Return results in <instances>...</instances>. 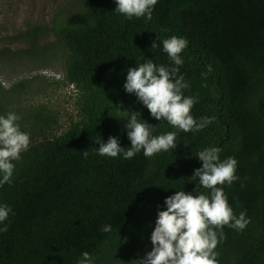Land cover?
Returning <instances> with one entry per match:
<instances>
[{"label": "trees", "instance_id": "1", "mask_svg": "<svg viewBox=\"0 0 264 264\" xmlns=\"http://www.w3.org/2000/svg\"><path fill=\"white\" fill-rule=\"evenodd\" d=\"M83 1L87 9L55 30L69 54L68 78L81 91L79 118L12 161L11 183L0 185V205L12 209L0 223L8 229L0 231V264H79L83 252L93 264H137L167 197L210 192L192 178L208 147L221 149V161H238L239 179L217 187L234 214L246 210L251 221L243 231L223 227L218 264H264V0H157L151 20L127 19L116 0ZM172 35L188 40L179 74L189 85L184 95L197 99L190 114L215 117L201 131L156 120L124 88L128 69L146 59L171 65L162 41ZM131 111L153 135L177 132V146L150 158L143 149L131 159L99 155L110 136L131 146Z\"/></svg>", "mask_w": 264, "mask_h": 264}, {"label": "clouds", "instance_id": "2", "mask_svg": "<svg viewBox=\"0 0 264 264\" xmlns=\"http://www.w3.org/2000/svg\"><path fill=\"white\" fill-rule=\"evenodd\" d=\"M156 3L157 0H116L115 11L129 20L145 16L151 20ZM162 43L171 65H157L152 59H146L144 63L128 69L124 88L127 93H135L156 120H165L183 132L201 131L215 117L205 116L198 121L190 114L197 99L184 95L183 90L189 85L179 74L183 65L180 54L187 47L188 40L172 35ZM156 46L153 42L152 48ZM140 117L139 112L131 111L125 125L131 141L127 150L120 146L117 137L110 136L106 143L103 140L99 143L98 154L115 158L123 153L125 159H131L143 149L144 156L150 158L177 146V132L153 135V126ZM19 119L11 112L6 117L0 115V172L3 173L0 185L11 183L15 167L12 161L20 159L21 152L29 147L30 134L20 130ZM220 151L218 147L200 151L197 156L202 161V167L195 169L192 175L210 192L196 189L198 195H193L182 190L165 199L166 210L158 211L151 233L152 250L140 260L141 264H218V253L214 250L218 242L225 239L223 227L243 231L251 222L250 218H246V210L241 211L239 216L234 214L223 187H217L225 183L230 186L239 179L235 175L238 166L236 158L228 157L221 161ZM82 153L87 157L88 151ZM11 212L8 205H0V223ZM7 230V225L0 228V231ZM102 231L110 232L111 225L103 226ZM79 264H93L88 252L82 253Z\"/></svg>", "mask_w": 264, "mask_h": 264}, {"label": "rangeland", "instance_id": "3", "mask_svg": "<svg viewBox=\"0 0 264 264\" xmlns=\"http://www.w3.org/2000/svg\"><path fill=\"white\" fill-rule=\"evenodd\" d=\"M86 9L83 0H0V115L15 113L30 142L79 118L81 91L68 78L69 54L55 30ZM151 250L150 240L140 260Z\"/></svg>", "mask_w": 264, "mask_h": 264}]
</instances>
